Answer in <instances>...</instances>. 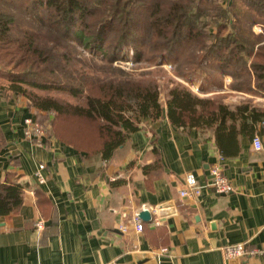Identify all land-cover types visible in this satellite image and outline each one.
Returning <instances> with one entry per match:
<instances>
[{"label": "crops", "instance_id": "0c3cea01", "mask_svg": "<svg viewBox=\"0 0 264 264\" xmlns=\"http://www.w3.org/2000/svg\"><path fill=\"white\" fill-rule=\"evenodd\" d=\"M2 86L0 184L21 185L24 201L16 213L0 216V264H264V255L234 260L223 250L239 243L264 248L263 116L249 112L237 121L248 133L239 136L238 155L228 157L212 129L175 126L165 98L164 117L144 120L106 160L57 140L51 114L41 117L27 97ZM255 91L231 90L245 98L224 102L231 110L250 104L264 111V94ZM27 119L50 124L43 146L25 138ZM255 136L262 139L259 151ZM222 143L236 151L235 140ZM42 165L41 184L35 173ZM214 166L233 192L204 188L199 196H181L187 175L202 185ZM144 210L151 218L140 232L135 217Z\"/></svg>", "mask_w": 264, "mask_h": 264}, {"label": "trees", "instance_id": "16d2710c", "mask_svg": "<svg viewBox=\"0 0 264 264\" xmlns=\"http://www.w3.org/2000/svg\"><path fill=\"white\" fill-rule=\"evenodd\" d=\"M26 2L30 14L45 23L44 12L60 34L22 29L20 36L14 35L19 17L3 5H12L15 0H0V88L6 81L10 94L27 97L43 118L42 114L54 113V137L89 157L111 159L116 149L125 146L129 132H137L144 120L164 117L159 84L138 80L134 73L112 65L130 50L136 61L154 56L162 62H176L181 49L189 51L197 64L182 74L205 78L211 75L206 67L217 63L223 74H235L233 88L264 94V33L256 34L243 24L244 13L253 11L256 22L264 27V0H232L227 4L221 0ZM75 44L104 56L108 67L83 58ZM146 44L154 49L140 51ZM86 66L102 74L89 73ZM26 86L60 89L83 98L84 105L38 95ZM166 101V115L175 126L212 129L221 152L228 157L238 155L239 136L248 133L246 123L238 129L237 121L246 120L249 112L264 117L263 110L250 104L231 110L222 101L197 96L184 87L170 89ZM222 137L236 141L235 152L224 150ZM23 201L21 185L9 181L0 184V216L16 213Z\"/></svg>", "mask_w": 264, "mask_h": 264}, {"label": "rangeland", "instance_id": "374dc122", "mask_svg": "<svg viewBox=\"0 0 264 264\" xmlns=\"http://www.w3.org/2000/svg\"><path fill=\"white\" fill-rule=\"evenodd\" d=\"M168 1H174V0H168ZM227 4V0L224 2V0H221V3ZM26 0H15V3L12 5L5 4L3 5L4 9L8 10L11 13H14L19 17L20 25L18 27H14L13 34L20 36L22 29H33L36 32H42L44 34H48L49 32L51 34H60L58 33L57 29L54 28L49 24V20L45 13L40 10V14L43 12L42 16H44L45 23L39 20L38 17L33 16L30 14V12L27 9L26 6ZM223 4V5H225ZM252 13H244L243 16V24L245 28L253 29L254 33L256 34H263L264 33V27L258 21L256 22L255 16H253ZM263 23V22H261ZM63 39H65L63 37ZM76 45V44H75ZM151 44H146L144 46L140 47V51L144 52L145 50H148V47L152 50L154 49ZM77 51H79L81 56L83 58L91 61V63H95L98 66H102L104 68H107L109 65V60L106 59L101 54H93L89 50L83 48L82 46L76 45ZM182 50V49H181ZM180 50V56H178V61H168L164 60L163 62L154 56L145 57L141 59L140 61H136V55L130 50L129 52L123 53L122 57L113 61V66L122 68L126 72L134 73L135 78L141 81L146 82H155L159 84L160 91H161V101L164 103L165 98H167L169 90L176 87H184L189 89L193 94L197 96H203L204 98H210L213 100H218L224 102V99L227 97H234V96H240V98H245L243 94H232L229 91H233L235 88L234 84L237 83L235 79L233 78L235 74L228 73L223 74V70L219 67V64L213 63L210 64L209 67H206V70L209 72L208 77H211L209 79L207 76L204 78L202 77H196L192 76V74H187L185 69L191 68L190 65L197 64V59L191 58L194 55H190L189 51L184 53ZM181 57V58H180ZM82 64V63H81ZM83 65V64H82ZM205 65V64H203ZM206 66V65H205ZM81 67L80 65L78 66ZM89 66H86L88 68ZM89 73H95V74H102L101 71L94 70L93 68H88ZM184 73V74H182ZM232 78V79H231ZM234 79V81H232ZM228 80V81H227ZM6 82V81H5ZM205 84V85H204ZM200 85L206 86L204 89H206L207 92H201L199 90ZM233 86V87H232ZM26 88H29L30 90H33L36 94L42 95V96H50L54 98H60L64 101H67L71 104H80L84 105L83 98H74L69 93L60 90V89H32L29 86H26ZM229 90V91H228ZM243 92L250 91L243 88ZM206 93V94H205ZM225 103V102H224ZM53 117H54V113Z\"/></svg>", "mask_w": 264, "mask_h": 264}, {"label": "built area", "instance_id": "2783aa9c", "mask_svg": "<svg viewBox=\"0 0 264 264\" xmlns=\"http://www.w3.org/2000/svg\"><path fill=\"white\" fill-rule=\"evenodd\" d=\"M27 129L25 131V138L33 141L37 146L41 147L44 145L42 138L46 137L50 131V124L45 122L32 121L31 119L26 120ZM262 127L264 128V121L262 122ZM253 147L256 150H261L263 147L262 139L260 136H255L253 139ZM44 165L40 166L39 170L35 173L39 182L42 184L45 182L46 178L41 174ZM211 179L205 184L200 185L196 176L194 174H189L186 177L184 191L181 192V196L202 194L204 188L212 189L217 194H228L233 192L231 182L224 175L221 167L214 166L211 168ZM137 222L138 231L142 232L143 225L139 214L135 217ZM43 222L37 224V228H42ZM224 254L227 259L239 260L240 258H247L257 255H264V248L250 249L247 244L239 243L237 245H227L224 247Z\"/></svg>", "mask_w": 264, "mask_h": 264}, {"label": "water", "instance_id": "95a60500", "mask_svg": "<svg viewBox=\"0 0 264 264\" xmlns=\"http://www.w3.org/2000/svg\"><path fill=\"white\" fill-rule=\"evenodd\" d=\"M139 217L141 220H144V221H149L150 218H151V213L150 211H142L140 214H139Z\"/></svg>", "mask_w": 264, "mask_h": 264}]
</instances>
